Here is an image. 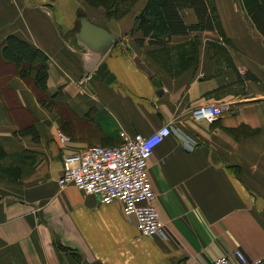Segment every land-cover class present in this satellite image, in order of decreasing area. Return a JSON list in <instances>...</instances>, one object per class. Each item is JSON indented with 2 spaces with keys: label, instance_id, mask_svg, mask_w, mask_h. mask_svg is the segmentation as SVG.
Listing matches in <instances>:
<instances>
[{
  "label": "crops",
  "instance_id": "1",
  "mask_svg": "<svg viewBox=\"0 0 264 264\" xmlns=\"http://www.w3.org/2000/svg\"><path fill=\"white\" fill-rule=\"evenodd\" d=\"M215 1L231 59L209 48L221 40L215 32L175 37L173 44L199 36L200 45L197 64L173 76L137 45L141 33H130L147 0L119 20L86 0H0V147L20 172L17 181L0 179V264H210L238 249L250 264L264 263V39L240 0ZM82 16L119 39L103 60L115 76L110 85L78 43ZM184 17L196 23L193 10ZM9 36L48 55L58 111L3 63ZM211 105L228 110L213 123L195 117ZM164 125L173 134L148 171L167 237H142L118 203L58 185L64 155ZM29 126L37 141L20 134ZM60 132L71 141L62 143Z\"/></svg>",
  "mask_w": 264,
  "mask_h": 264
},
{
  "label": "trees",
  "instance_id": "2",
  "mask_svg": "<svg viewBox=\"0 0 264 264\" xmlns=\"http://www.w3.org/2000/svg\"><path fill=\"white\" fill-rule=\"evenodd\" d=\"M88 1V0H86ZM140 0H95L93 7H104L107 16L119 20L126 16ZM89 2V1H88ZM242 8L247 12L253 25L264 39V0H240ZM186 10H193L196 23L187 24L184 17ZM140 32L137 45L153 48L149 55L169 74L178 76L198 62L199 36L173 44L175 37L188 36L191 33L215 32L220 41L209 40V48L219 56L218 60L227 57L232 42L224 30L220 12L215 0H147L137 15L132 33ZM2 61L11 66L15 73L29 84L39 101L47 109L53 108L57 95L48 94L49 57L41 49L32 47L26 41L9 36L2 46ZM22 135H33L38 140L34 127L22 128ZM5 157L0 147V158ZM17 166L2 170L3 179L17 181ZM3 175V176H2Z\"/></svg>",
  "mask_w": 264,
  "mask_h": 264
},
{
  "label": "built area",
  "instance_id": "3",
  "mask_svg": "<svg viewBox=\"0 0 264 264\" xmlns=\"http://www.w3.org/2000/svg\"><path fill=\"white\" fill-rule=\"evenodd\" d=\"M228 110L226 105L201 107L197 119L210 123ZM164 125L150 135L121 132L122 142L115 147L94 145L63 157L61 188L73 186L86 195L97 196L102 204L118 203L125 217H133L142 237H167L165 224L155 206L156 194L148 166L156 148L172 136ZM62 143L71 139L60 132ZM190 148H194L192 145ZM210 264H250L241 250H234Z\"/></svg>",
  "mask_w": 264,
  "mask_h": 264
},
{
  "label": "water",
  "instance_id": "4",
  "mask_svg": "<svg viewBox=\"0 0 264 264\" xmlns=\"http://www.w3.org/2000/svg\"><path fill=\"white\" fill-rule=\"evenodd\" d=\"M80 25V31L76 36L78 43L92 54L91 68L93 67L95 74L110 85L115 80V76L109 70L107 62L103 60L119 39L104 27L90 22L86 16L80 18Z\"/></svg>",
  "mask_w": 264,
  "mask_h": 264
},
{
  "label": "rangeland",
  "instance_id": "5",
  "mask_svg": "<svg viewBox=\"0 0 264 264\" xmlns=\"http://www.w3.org/2000/svg\"><path fill=\"white\" fill-rule=\"evenodd\" d=\"M89 1V2H88ZM87 2H88V4L91 6V7H93L90 3H92V1H95V0H88ZM94 8H96V7H94ZM97 8H103L104 9V7H97ZM131 12V11H130ZM129 12V13H130ZM128 13V14H129ZM134 30V29H133ZM133 30H132V32H133ZM132 32H130L133 36L135 35V33H132ZM130 33H127L126 34V37L127 38H129V39H131V37L130 36H132V35H130ZM152 50H154L153 48H149V47H147V51H148V53H147V55L149 56V57H151L150 55H149V53L152 51ZM140 55H143V53H141ZM153 59V58H152ZM86 81V79H83V80H81V83H84ZM52 109V111H58L59 109H57V107H55V108H51ZM51 109H48V110H50L51 111ZM59 112H61V111H59ZM20 114V117L22 118V121L24 122V121H26V116H25V118H24V115H23V113H19ZM22 123V122H21ZM26 124H27V122H26ZM22 125H23V123H22ZM13 166L15 167V165H13V163H11V161L10 160H8V159H5V158H3V159H1L0 158V173H1V171L2 170H5V169H7L8 167H10V168H13ZM3 176V175H2ZM0 179H3V177H1L0 176Z\"/></svg>",
  "mask_w": 264,
  "mask_h": 264
},
{
  "label": "bare ground",
  "instance_id": "6",
  "mask_svg": "<svg viewBox=\"0 0 264 264\" xmlns=\"http://www.w3.org/2000/svg\"><path fill=\"white\" fill-rule=\"evenodd\" d=\"M110 53V52H109Z\"/></svg>",
  "mask_w": 264,
  "mask_h": 264
}]
</instances>
